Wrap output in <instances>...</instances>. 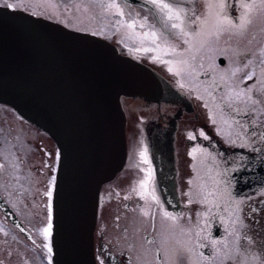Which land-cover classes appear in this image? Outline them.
Here are the masks:
<instances>
[{"label": "flooded vegetation", "instance_id": "obj_1", "mask_svg": "<svg viewBox=\"0 0 264 264\" xmlns=\"http://www.w3.org/2000/svg\"><path fill=\"white\" fill-rule=\"evenodd\" d=\"M141 1L144 3L120 0L124 15L102 32L88 23L64 21L75 17L70 5H65L64 14L57 9L60 15L54 17L47 7L34 6L37 0H24L26 9L114 42L122 53L161 73L182 94L166 101L121 98L128 153L132 125L138 145L147 147V163L139 153L134 171L125 170L128 182L120 179L107 184L114 191L126 192L99 206L94 233L96 263L145 264L144 259L151 256L153 264H221L210 240L233 239L231 229L226 231L232 213L244 226L237 225L239 248L224 264H264V10L257 0L243 30L224 25L226 30L218 35H207L216 31L200 23L209 14V3L223 5L215 13L238 25L246 11L242 4L252 0H171L185 10L188 35L181 37L165 27V19L150 0ZM131 18L146 26L137 24L135 31L128 29L126 22ZM152 30L162 33L176 51L167 55L137 51L152 47L151 41L143 38L144 32ZM235 69L240 71L233 75ZM231 91L249 93L256 103L238 100ZM190 133L195 139H189ZM193 148L197 151L190 156ZM58 156L57 143L50 134L0 103V194L24 227H18L0 208V264H53L52 240L40 230L52 223ZM145 179L147 191L139 186ZM173 189L177 197L169 201L165 192L172 194ZM138 193H144L143 198ZM205 197L209 202H200ZM165 212L176 220L166 219ZM134 222L140 225V242L134 234L126 240L115 236L114 230L124 233ZM197 231L209 239L197 240ZM49 242L52 252L44 247ZM175 244L183 251L179 256L175 255Z\"/></svg>", "mask_w": 264, "mask_h": 264}, {"label": "water", "instance_id": "obj_2", "mask_svg": "<svg viewBox=\"0 0 264 264\" xmlns=\"http://www.w3.org/2000/svg\"><path fill=\"white\" fill-rule=\"evenodd\" d=\"M123 96L166 101L182 94L104 37L0 4V103L50 134L59 149L53 264H96L100 190L128 155ZM172 192H165L169 201L177 197ZM0 208L24 228L1 194Z\"/></svg>", "mask_w": 264, "mask_h": 264}, {"label": "snow or ice", "instance_id": "obj_3", "mask_svg": "<svg viewBox=\"0 0 264 264\" xmlns=\"http://www.w3.org/2000/svg\"><path fill=\"white\" fill-rule=\"evenodd\" d=\"M54 2V0H53ZM0 3H3L4 6L10 9H20L24 6V0H16L15 3H9L7 0H0ZM150 3L158 10V14L161 15L163 19H165V27L169 28V31L172 32V30H176L172 32L173 35L186 37L188 35V32L185 31V28L187 26V21L185 20L184 16V9L181 8L178 4L171 2V0H150ZM259 8L264 10V0H259L258 4ZM218 7H223V5H217L216 3H209V14L208 16L202 20L200 23L204 27H208L210 29H215L216 31H209L207 35H218L221 31L226 30L224 25H228L229 27H235L240 30H243L247 24L249 23V20L247 19L249 13H251L256 7H257V0H252L251 3H243L242 7L246 9L244 15L240 18L239 24H233L231 20H222L219 18V15L215 13V9ZM106 8L110 10H114L116 13H118L120 16L124 15V12L122 11L120 4L117 2V0H109V2L106 4ZM35 14V13H33ZM194 22V21H193ZM137 24H139V27L144 28L146 25L144 22H139L135 18H131L129 22H126V27L128 29H131L135 31V28L137 27ZM194 34L195 30H193ZM143 38L145 40L151 41L152 47L150 48H143V49H137V51H144V52H161L165 55H167L170 52H175L176 49L174 46L170 44V42L165 39L164 35L162 33H159L157 30L152 31H146L143 33ZM185 43H188V40H184ZM153 59H160L159 56H154ZM167 62V61H163ZM171 71V69H169ZM240 71V69H235L233 71V75H235V72ZM252 77L249 76L248 79H251ZM251 90H249L250 93ZM249 93H245L243 91H231V96L235 97L236 99H246L248 101H251L252 103H256V101L252 100V97ZM215 123V121H213ZM201 136H204L205 133L203 131L200 132ZM189 139H195V136H193L191 133L189 134ZM234 143V142H233ZM197 149L193 148L192 151L189 152V155L192 156L196 153ZM140 156L144 158V162L147 163L146 153L140 152ZM151 173L148 174V178L150 179ZM139 186L141 189H144L147 191V179L142 180L139 182ZM133 191H136V189H133ZM140 195H143L144 193H138ZM45 195L51 196V192H45ZM151 195V193H149ZM151 198L153 200H156L157 198L154 195H151ZM192 201L190 200L189 203ZM200 202L202 203H208L209 201L205 197ZM147 215V213H144ZM163 216L168 219L175 221L176 217L172 216L171 214L165 212L163 213ZM228 228H226V231L231 229L230 235L233 237L231 241L227 239H211L210 245L212 246L215 254L220 259L221 264H224L225 260L231 261L233 259L232 251L239 248V233L237 232V225L240 227H243V223L239 216H237L235 219L232 218V213H229V219L227 221ZM206 227V225H205ZM41 234L45 236L46 239L50 241V238L52 236L53 232V224L49 222L44 228L41 230ZM196 238L197 240H207L209 239L208 235H201L200 231L196 232ZM223 245V248L217 247V245ZM203 246V245H201ZM44 247L47 249L48 252H52V247L50 242L46 243ZM187 251H191V249H186Z\"/></svg>", "mask_w": 264, "mask_h": 264}, {"label": "rangeland", "instance_id": "obj_4", "mask_svg": "<svg viewBox=\"0 0 264 264\" xmlns=\"http://www.w3.org/2000/svg\"><path fill=\"white\" fill-rule=\"evenodd\" d=\"M38 4L34 5L36 7H47L48 10H46L47 12L51 13V15H53L54 17H56L57 15H60V13L57 12V9L61 10V13L64 14L63 8L66 7L65 5H70L74 8L75 11V17L73 19H65L63 18L64 21L66 22H72L73 24H85L88 23V25H92L94 26L93 28H97L102 32H106L105 28L106 25H110L113 21L116 22L119 20L118 16L119 14L116 13L114 10H110L106 8V4L109 2V0H42L43 3H39V1L41 0H37ZM117 2L120 4L121 9L123 8L122 3H120V0H117ZM30 5V4H28ZM47 5V6H46ZM124 5V4H123ZM99 12V13H98ZM86 14L88 17L86 18V16L84 15ZM95 17L99 20H102L103 24L106 23L107 21H109V24H105V25H101V24H97L95 21H93L95 19ZM85 18V19H84ZM84 19V20H83ZM86 19H89L91 22H87ZM119 22V21H118ZM105 27V28H104ZM184 84L186 86L190 85V83L188 81H184ZM133 127L134 126H129V139L131 144H129V154H128V158H129V163L126 166L125 170L131 169V171H134L135 165L136 163L134 162V158L140 153L139 148H141L143 150V152H145V150H147V147L144 144L138 145V139L135 137V135L133 136L132 132H133ZM139 137V136H138ZM146 153V152H145ZM131 161V162H130ZM134 162V163H132ZM134 177V176H133ZM120 179H122V181L124 179H126L125 181L128 182L127 179V172L126 171H121V174L114 180L112 181L110 184H116L118 181H120ZM132 181H130L129 183L131 184ZM119 192H126L124 191H117L115 189L112 190L111 187H108L107 184L104 185L103 187V191L101 193V199H100V207L108 204L111 199L112 196H114L115 194H118ZM103 225L100 224L99 226V230H101V226ZM139 223L138 222H134L133 224H131L128 228H126V231L123 233L121 232L120 229L118 230H114V234L116 237H118L119 239L122 238V240H126L130 235L134 234L136 240H138V242L141 241L140 239V233H139ZM175 255L179 256V254L181 255L183 253L182 249L180 248V246L178 244H175ZM136 251V250H135ZM137 252H135L136 255ZM137 258H139L137 256ZM145 264H153V261L151 259V256L149 258H145L144 259Z\"/></svg>", "mask_w": 264, "mask_h": 264}]
</instances>
